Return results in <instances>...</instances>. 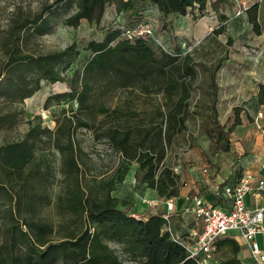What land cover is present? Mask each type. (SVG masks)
<instances>
[{"label":"trees","instance_id":"trees-1","mask_svg":"<svg viewBox=\"0 0 264 264\" xmlns=\"http://www.w3.org/2000/svg\"><path fill=\"white\" fill-rule=\"evenodd\" d=\"M147 2L163 16L188 10L202 15L207 8V0H75L76 9L64 22L72 26L82 18L99 22L106 6L114 3L116 14L126 17L123 28H133L144 22ZM246 13L259 33L257 4ZM28 25L43 33L50 20L39 12L12 32L15 47L7 51L0 69V97L22 101L39 89L40 80L62 81L69 90L48 95L45 108L55 113V107L48 106L54 97L72 100L76 108L71 115L58 117L54 129L34 115L21 138L0 142V264H123L122 256L141 264H198L163 229L161 213L143 219L118 205L113 191L128 173V165L110 177L96 174L74 131L78 126L93 129L127 163H137L134 176L144 187L176 195L178 174L164 157L175 136L186 130V117L194 113L191 94L198 87L199 63L190 53L157 50L146 37L130 39L123 28L110 27L103 38L88 40L85 49L91 54L68 75L62 70L78 54L71 45L37 55L16 47L19 31ZM217 67L208 73L212 123L208 132L217 142L224 141L227 150L228 133L240 120L239 107H233L230 125L219 121ZM257 96L264 102L262 82ZM7 119L8 113L0 114V124ZM44 208L52 209L54 217L41 213ZM224 244L229 254L216 264H242L239 245L219 239L215 248Z\"/></svg>","mask_w":264,"mask_h":264},{"label":"rangeland","instance_id":"rangeland-1","mask_svg":"<svg viewBox=\"0 0 264 264\" xmlns=\"http://www.w3.org/2000/svg\"><path fill=\"white\" fill-rule=\"evenodd\" d=\"M253 3L257 4L259 33L255 32L246 13V8ZM144 7V22L153 26L154 37H158L161 42L156 44L152 36H147L150 44L157 50L165 49L181 55L190 53L199 63L198 87L191 94L190 108L194 113L186 117V130L178 133L167 148L165 163L176 173V166L180 162L184 161L185 168L191 167L196 157H202L206 168L211 169L217 168L231 154L236 158L240 148L248 147L251 144L250 138L254 137H247L248 128L253 127L259 132L260 128H264V119L262 122L256 120L246 110L258 97V83L264 82V0H207V8L202 15H198L196 10H188L185 14L163 16L152 3L147 2ZM75 9V0H0V69L6 61L7 51L15 47L12 32H17L22 21L39 12L48 15L50 28L37 33L33 25L26 26L19 31L16 47L37 55L71 45V51L78 52L76 58L63 70L62 66L68 58L59 66L68 75L74 68H80L91 54L90 50L85 49L88 40L103 38L110 27L122 29L126 26L125 15L116 14L114 3L106 6L99 22L82 18L76 26L67 25L64 19ZM216 64L218 119L226 126L230 125L234 120V106L239 107L238 113L241 116L239 123L234 124L228 133L227 150L223 147L224 141L217 142L208 132L212 125L208 108L211 100L207 91L208 73ZM67 90L66 82L50 84L42 79L39 89L22 101L11 102L0 97V114L8 113L7 121L0 124V142L21 138L28 127L27 120L34 115L40 117L42 125L54 129L57 118L71 115L76 103L67 98H52L48 106L55 107V113L51 114L53 122L51 118L42 120L40 116L45 109L44 101L51 93ZM74 138L89 153L93 171L98 175L110 177L123 165H128L129 171L137 167L135 161L127 163L106 138H97L91 128L76 127ZM136 183L138 189L135 190L141 194L139 189L145 184L139 179ZM41 213L54 217L50 208H44ZM228 254L226 246L215 248L218 259ZM122 261L123 264H141L124 256Z\"/></svg>","mask_w":264,"mask_h":264},{"label":"crops","instance_id":"crops-1","mask_svg":"<svg viewBox=\"0 0 264 264\" xmlns=\"http://www.w3.org/2000/svg\"><path fill=\"white\" fill-rule=\"evenodd\" d=\"M256 90L258 91V88ZM255 100V103L246 107V110L251 117L256 120L259 119L262 122L264 119V102L260 103L256 97ZM238 116L241 120L239 113ZM262 125H264L263 122ZM246 135L247 137L254 136L250 138L251 144L245 148L241 147L236 158H234L232 154L229 155L217 168H206V163L203 161L202 157H196L194 161L195 164L187 168L184 166V161L180 162L176 166V173L178 174L176 195H161L155 188L147 186H141L139 189L141 194L138 193L135 190L138 188H136L137 180L134 176L137 167H134L132 171H128L123 180L113 191V195L117 197L118 205L121 208L143 219L165 211L164 199H172L174 205L170 212L169 219L171 230L176 235L190 238L191 235L199 232L202 228L201 221L187 208L191 205L195 195H203L208 199L218 201L217 192L214 188V185L217 183L233 182L239 179L243 174H250L257 180H264V128H260V132L253 127L248 128ZM188 159L190 158H187V160ZM239 171L241 172L239 173ZM149 200H158V203L156 205H150L148 203ZM245 200L251 207L263 205L264 188L261 190L259 196L248 193ZM163 229H166V223ZM255 238L260 248L264 251V235L258 233ZM220 239H226V242L232 241L239 245L237 256L242 264H260L252 257L249 244L237 231H229ZM222 246H226L229 249V246L226 244ZM222 246H220V248ZM214 257L216 260L218 259L215 256V249Z\"/></svg>","mask_w":264,"mask_h":264},{"label":"built area","instance_id":"built-area-1","mask_svg":"<svg viewBox=\"0 0 264 264\" xmlns=\"http://www.w3.org/2000/svg\"><path fill=\"white\" fill-rule=\"evenodd\" d=\"M123 35L130 39L136 36H152L156 44H161L160 39L154 37L153 26L147 22L133 28H123ZM40 116L43 120L52 119L50 110L46 108ZM214 188L218 201L203 195H195L191 205L187 207L202 223L201 230L190 238L176 235L171 230L169 219L174 203L170 198L164 199L166 210L161 214L166 221V230L171 238L182 244L188 256L195 258L198 264H216L217 260L214 257L216 241L229 231H237L249 244L252 257L258 263L264 264V251L255 238L258 233L264 235V204L251 207L245 200L248 193L260 195L264 188V180H257L250 174H243L233 182L217 183ZM148 203L156 205L158 200H149Z\"/></svg>","mask_w":264,"mask_h":264}]
</instances>
